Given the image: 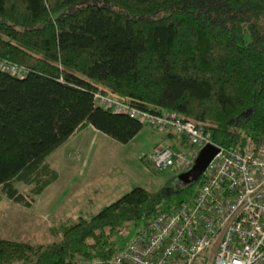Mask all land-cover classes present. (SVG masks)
I'll use <instances>...</instances> for the list:
<instances>
[{
  "label": "trees",
  "instance_id": "obj_1",
  "mask_svg": "<svg viewBox=\"0 0 264 264\" xmlns=\"http://www.w3.org/2000/svg\"><path fill=\"white\" fill-rule=\"evenodd\" d=\"M0 61L20 70L0 71V202L31 207L15 184L41 195L58 179L47 159L77 133L92 127L128 144L147 126L97 106L98 93L174 113L211 130L220 147L264 140V0H0ZM176 176L65 227L60 242L0 241V252L31 251L24 264L112 258L117 241L107 230L134 224L138 235L158 215L194 204L203 179L186 185Z\"/></svg>",
  "mask_w": 264,
  "mask_h": 264
},
{
  "label": "built area",
  "instance_id": "obj_2",
  "mask_svg": "<svg viewBox=\"0 0 264 264\" xmlns=\"http://www.w3.org/2000/svg\"><path fill=\"white\" fill-rule=\"evenodd\" d=\"M0 71H20L0 61ZM96 105L128 115L165 135L179 147L157 146L146 159L159 173L190 171L207 145L219 149L202 175L194 204L158 215L127 248L109 258H73L71 264H264V140L224 148L212 131L170 112L152 114L101 93Z\"/></svg>",
  "mask_w": 264,
  "mask_h": 264
},
{
  "label": "rangeland",
  "instance_id": "obj_3",
  "mask_svg": "<svg viewBox=\"0 0 264 264\" xmlns=\"http://www.w3.org/2000/svg\"><path fill=\"white\" fill-rule=\"evenodd\" d=\"M161 133L145 126L128 144H121L94 130L77 133L54 152L47 163L58 179L41 195L32 186L16 183L31 207L16 204L3 196L0 202V241L33 248H46L63 239V229L80 221H89L104 208L136 187L156 192L172 178V171L154 170L146 159ZM178 185V184H177ZM137 226L107 230L109 241H117L122 253L135 239ZM89 240L88 243H93ZM32 258L29 250L4 247L0 264H24Z\"/></svg>",
  "mask_w": 264,
  "mask_h": 264
},
{
  "label": "water",
  "instance_id": "obj_4",
  "mask_svg": "<svg viewBox=\"0 0 264 264\" xmlns=\"http://www.w3.org/2000/svg\"><path fill=\"white\" fill-rule=\"evenodd\" d=\"M218 152L219 149L213 145L205 146L200 152L193 168L186 173L180 174L178 176L179 180L186 185L199 181L208 164L218 154Z\"/></svg>",
  "mask_w": 264,
  "mask_h": 264
},
{
  "label": "crops",
  "instance_id": "obj_5",
  "mask_svg": "<svg viewBox=\"0 0 264 264\" xmlns=\"http://www.w3.org/2000/svg\"><path fill=\"white\" fill-rule=\"evenodd\" d=\"M86 130H94L95 132H97L95 129H93L92 127H90V128H87ZM159 132V131H158ZM159 133H161V132H159ZM161 135L162 136H160V140L159 141H161L162 143H164V144H169V143H171V144H173L174 146H176V147H179V143H180V141H178V139H176V138H168L167 137V135H165V134H163V133H161ZM156 147V146H155ZM152 150H153V148H152ZM151 150V151H152Z\"/></svg>",
  "mask_w": 264,
  "mask_h": 264
}]
</instances>
